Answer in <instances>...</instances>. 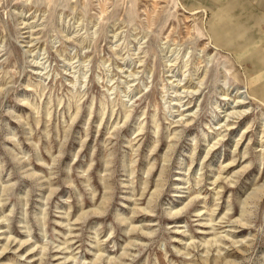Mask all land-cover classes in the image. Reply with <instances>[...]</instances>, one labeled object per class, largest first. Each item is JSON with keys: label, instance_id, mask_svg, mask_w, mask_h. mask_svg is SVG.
<instances>
[{"label": "rangeland", "instance_id": "374dc122", "mask_svg": "<svg viewBox=\"0 0 264 264\" xmlns=\"http://www.w3.org/2000/svg\"><path fill=\"white\" fill-rule=\"evenodd\" d=\"M0 264H264V0H0Z\"/></svg>", "mask_w": 264, "mask_h": 264}, {"label": "bare ground", "instance_id": "6f19581e", "mask_svg": "<svg viewBox=\"0 0 264 264\" xmlns=\"http://www.w3.org/2000/svg\"><path fill=\"white\" fill-rule=\"evenodd\" d=\"M254 10H255V9H254ZM245 11H246V10H245ZM245 11H244V12H245ZM234 113H235V112H234ZM232 116H233V115H232ZM243 228H244V227H243ZM29 253H30V252H29ZM206 263H207V262H206Z\"/></svg>", "mask_w": 264, "mask_h": 264}]
</instances>
